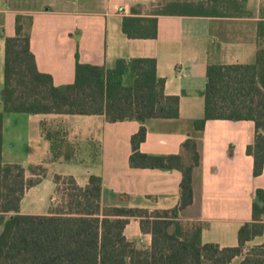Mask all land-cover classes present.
<instances>
[{"label":"crops","instance_id":"crops-1","mask_svg":"<svg viewBox=\"0 0 264 264\" xmlns=\"http://www.w3.org/2000/svg\"><path fill=\"white\" fill-rule=\"evenodd\" d=\"M146 0H0V113L2 112L4 39L16 35V20L29 36L36 69L54 87L71 85L77 63L110 69L118 59L150 58L164 80V93L179 99V117L110 123L104 116L5 113L2 118V163L19 165L32 186L20 202L22 215H49L64 204L55 178H71L79 188L90 177L101 180V205L149 211L168 210L179 202L182 172L130 166L131 138L144 126L139 152L179 156L183 166L194 140L200 155L192 173V204L179 214L186 224L203 225L201 242L236 247L237 233L252 222L255 192L264 193V168L253 176L246 148L254 141L252 121L210 120L202 131L194 122L204 112L209 66H264V0H244L228 13L157 15L156 37L127 39L121 31L131 9L139 17ZM145 8V7H144ZM55 148L56 156H54ZM128 242L148 250L151 235L130 218L123 231ZM264 243V231L249 244ZM240 264L241 258L233 262Z\"/></svg>","mask_w":264,"mask_h":264},{"label":"trees","instance_id":"trees-1","mask_svg":"<svg viewBox=\"0 0 264 264\" xmlns=\"http://www.w3.org/2000/svg\"><path fill=\"white\" fill-rule=\"evenodd\" d=\"M244 0H171L139 17L135 8L124 17L121 31L127 39L156 37L157 15L212 13L224 15ZM3 109L0 113V264H264V243L247 245L264 231V193L255 192L252 222L238 230L236 247L220 248L201 242L202 224H186L179 214L192 204V173L199 166L197 143L187 140L190 163L179 156H148L139 152L146 136L141 126L131 138L132 168L178 169L182 172L179 202L168 210L149 211L125 206H102L101 180L90 177L88 186L77 187L71 178L56 177L63 187L61 208L49 215H22L20 202L26 188L24 169L2 163V118L5 113L104 116L110 123L179 117V99L164 93V80L150 58L118 59L110 69L77 63L73 84L54 87L48 75L37 71L29 50V36L16 20V35L4 39ZM210 120L252 121L254 141L246 148L253 158V176L264 168V66H209L204 90V112L194 122L202 131ZM54 156L55 148H53ZM130 218L140 220L142 232L151 235L148 250L128 242L123 231ZM246 252V253H244Z\"/></svg>","mask_w":264,"mask_h":264},{"label":"rangeland","instance_id":"rangeland-1","mask_svg":"<svg viewBox=\"0 0 264 264\" xmlns=\"http://www.w3.org/2000/svg\"><path fill=\"white\" fill-rule=\"evenodd\" d=\"M169 1L171 0H146L145 2L146 6H142V7H143L144 12H146L147 14H152L155 11L161 10L164 7L165 3ZM181 1H184V0H181ZM189 1H197V0H189ZM252 246H255V245L252 243L248 244L247 249H250ZM232 264H237V262L235 261Z\"/></svg>","mask_w":264,"mask_h":264}]
</instances>
